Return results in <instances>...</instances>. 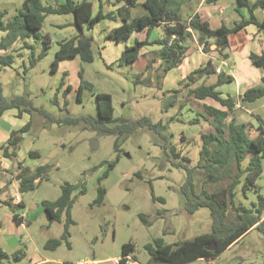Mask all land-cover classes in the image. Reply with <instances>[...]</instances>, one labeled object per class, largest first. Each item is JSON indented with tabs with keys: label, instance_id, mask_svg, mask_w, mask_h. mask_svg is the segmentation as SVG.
<instances>
[{
	"label": "rangeland",
	"instance_id": "obj_1",
	"mask_svg": "<svg viewBox=\"0 0 264 264\" xmlns=\"http://www.w3.org/2000/svg\"><path fill=\"white\" fill-rule=\"evenodd\" d=\"M254 1V0H250ZM190 3V2H189ZM198 1H191L190 7L182 8V17L192 12ZM228 3L229 6L238 7L237 10L224 12V21L230 25L234 20H239L242 16H247L246 7L238 6L235 0H217L212 2V6ZM22 0H0V10H6L3 20H10L20 7ZM211 5H205L203 9H208L212 14ZM139 5L135 6L132 15L136 16ZM262 9H258L257 15L260 16ZM214 17V16H213ZM72 21L71 14H48L39 32L48 34L51 41L45 49V55L30 66V61L38 57L42 50V41L33 36L25 38L28 47L24 46V41L13 43V50L8 52L14 54V62L11 66L0 70V84L2 94L6 98L14 95H26L31 99L34 106H42L49 113L62 116L68 114L70 117L80 115H93L97 117L96 92L109 93L112 97L114 114L113 119L107 125L122 123L140 116H149L152 121L162 120L166 122L170 116H177L178 119L168 124L167 133L170 136L167 147H163V141L152 130L143 127L137 128L125 138L118 140V151L114 149L115 134H101L96 130L85 125L83 121L72 124H56L44 126V117L33 116V123L29 133L21 142L20 151L24 149H36L39 156L30 158L25 154V161L31 168L37 164H49L50 168L42 173L36 180V185L32 190L18 192L20 197L27 201L25 207H16L15 210H26L28 222L26 235L30 238L31 249H36L44 254L50 255L54 259L73 264L79 259H104L100 264H113L114 257L121 253V247L126 242H132L134 249L130 253L139 264H146L150 255L145 248L147 243H153L154 239L162 237L164 243H177L184 239L192 238L195 235L208 232L211 226L209 209L206 207L198 208L193 214H188L184 209V199L179 191V187L185 180L186 171L182 167L174 166L173 163L181 161L180 154L186 153L191 159L190 163L195 164L198 158L199 141L198 132L207 127V123L189 124L187 120L196 115L190 109L203 110L183 88L173 99L174 104L165 110V103L170 101V93L165 94L157 89L147 90L146 88L136 89L133 80L148 63L145 56H140L138 60L131 63L119 64L117 62L106 65L105 62L112 56L111 53L100 55L101 40L98 38V26L90 30L93 36L92 50L93 60L83 61L79 57H71L58 60L59 64L67 71L65 81L72 88L66 94L67 111L59 110L58 106L52 102L55 89L58 86L62 72L52 71L51 65L54 60L55 51L58 48L57 42L62 39H69L76 31L71 25L55 26L51 23H61ZM210 21V20H209ZM139 33V32H138ZM240 33L230 36L231 47L237 45L236 51L242 53V48L238 45L241 38ZM109 41V40H108ZM194 43L188 47L186 57L188 60L181 64L184 73L191 67L205 63L209 56L216 57L214 61L219 64L218 54L213 52L198 51V42L193 37L187 43ZM133 43V42H132ZM152 49H160V45L152 46ZM196 47V49H195ZM111 51L117 48L112 44ZM195 49V50H194ZM109 51V48H108ZM2 52V51H1ZM206 54V55H205ZM113 57V56H112ZM103 58L105 62L103 61ZM249 66L255 70L264 71L252 65L247 58ZM189 64V68H188ZM154 71L149 69V81L144 84L155 85ZM79 73L82 78L92 84V88L85 87L79 98L77 89L80 83ZM247 75V74H243ZM213 76V75H211ZM179 80L175 89L181 87ZM207 79V78H206ZM214 80V77L207 79V82ZM199 79L194 84H198ZM193 84V85H194ZM222 95L230 92L235 97L241 92L238 85L226 83L219 88ZM59 95L62 105L63 99ZM172 100V99H171ZM264 100V96L254 103L236 106V110L231 113L239 122L247 124V133L254 138L258 135V123L254 114L264 117V107L252 110L257 103ZM185 102V107L177 115L178 104ZM208 105L219 106L213 100L202 101ZM238 103V102H237ZM15 111V110H14ZM29 119L28 114H24L22 121ZM181 134L192 136L193 142L186 143L180 140ZM194 138L196 140H194ZM97 142L96 148H91L90 142ZM171 146L175 155L172 154ZM26 151V150H25ZM167 151V154L166 152ZM117 158V159H116ZM106 177L99 184L103 188L104 199L100 205L92 204L97 195L98 178L107 169L108 164L115 160ZM246 161H244L245 163ZM264 165V158H263ZM227 174L222 175V179L214 183H205V174L202 169L197 168L194 173L196 190L199 191L204 186L208 191L226 185L230 181L233 168H226ZM65 181L70 183L84 182L85 191L79 193L80 187L73 191L74 202L71 209L73 224L70 225L69 242L67 246L64 241L54 249L44 248V243L49 238L59 237L65 214L61 216V221L49 222L47 215L41 204L42 200L56 199L61 192V184ZM261 186L260 193H264V172L258 179ZM204 183V185H203ZM13 187H9V193H13ZM244 197L237 188L236 200L250 206L256 200V192L249 191ZM152 195L158 197L153 200ZM164 201H161V199ZM15 202V201H14ZM17 203V202H16ZM139 214H144L148 222H143ZM8 219H4V227L8 229ZM16 234L17 243L22 249L24 245L20 240L24 237ZM107 257H111L107 259ZM9 264H25L27 258L9 259ZM152 264H159L151 262ZM185 264H264V234L257 229H252L239 242L229 246L223 254L211 261L197 259Z\"/></svg>",
	"mask_w": 264,
	"mask_h": 264
},
{
	"label": "trees",
	"instance_id": "obj_2",
	"mask_svg": "<svg viewBox=\"0 0 264 264\" xmlns=\"http://www.w3.org/2000/svg\"><path fill=\"white\" fill-rule=\"evenodd\" d=\"M122 4L115 10L104 12L101 7L93 14L92 1L80 0H64L63 3L53 5H45L41 0H22V4L16 10L15 15L10 20H3L6 10H0V31L4 35L0 38V50H6L12 43L17 40H23L33 36L42 41V50L38 57H34L30 61L33 66L39 58L45 55V49L48 47L51 39L48 34L39 32L45 16L48 14H72L73 25L77 32L69 39L58 41V48L55 51L54 60L52 61L51 70L56 71L58 60L61 58L79 57L83 61L93 60L92 37L85 36L82 32L84 24L92 27L96 22L108 18L115 20L120 18L122 23L109 30L106 34L107 39L115 41L126 40L134 31L144 28L149 32L154 26L163 24L165 35L161 38L148 40H137L131 45L125 46L120 56L116 60L117 63H131L138 58L139 50L146 45L158 44L160 49L157 53L159 63L155 74V84L157 87L161 83L166 73L173 67L178 66L187 51V41L195 37L196 41L202 45L205 52H216L220 58H227L228 54L223 52L230 44V36L240 33L248 24H253L259 31L264 33V16L260 20L254 14V9L260 7L264 10V0H235L238 6L247 8L248 16L235 20L231 25L222 23L218 27L212 28L208 20L202 18L198 13H188L186 18L182 17V8L185 3L190 0H141L143 7L147 10L146 14L132 17L130 8L139 0H122ZM217 0H204L206 3L216 2ZM241 34V33H240ZM215 48L211 51L210 46ZM248 59L252 65L264 68V51L255 53L250 51ZM14 62V54L6 52L0 54V70L4 67L11 66ZM148 64L145 70L139 72L134 77L133 83H146L149 81ZM215 64L211 58H208L204 64L192 69L188 72L181 82V87L162 91L170 93V101L165 103V110L168 106L174 104L173 99L177 97V93L182 90V86L187 93L194 98L204 109H188L196 113L195 116L187 120L189 124L199 122L207 123L206 128H202L198 132V158L195 164L190 163V157L186 154H180L181 161L174 162L173 165L182 167L186 171L185 180L179 187V191L184 199V209L188 214H193L198 208L206 207L209 209L211 217L210 230L205 233L195 235L192 238L184 239L177 243H164L162 237L154 239L153 243L145 245L150 255V259L146 264L151 262H159L163 264H183L199 257H215L224 251L232 243H236L249 230L257 229L264 234V193H260L261 186L258 179L264 171V118L259 115L256 119L259 121V133L252 138L247 133V124L237 121L231 113L236 108L235 103L239 106L252 103L264 96V77L258 85L250 86L239 94L238 100L231 94L221 95V91L216 87L220 84L231 82L233 77L223 71L216 74ZM216 74L213 82H207L211 75ZM64 75L58 86L52 102L56 104L59 110L68 113L66 105L67 100L65 94L71 89L68 84L65 87ZM80 83L77 89V98L85 87L92 88V84L82 78L79 73ZM207 78V79H206ZM201 79L198 84H194ZM194 84V85H193ZM63 87V89H62ZM160 90V88H158ZM63 99L60 105L59 95ZM60 98V99H61ZM205 99H211L219 104L218 107L203 103ZM97 117L93 115H80L70 117L68 114L56 116L46 111L42 106H34L31 99L26 95H14L6 98L2 94V86L0 84V116L10 108H15L18 114L23 112L29 115L28 121L21 127L14 129L7 140L0 146L2 156L15 160L16 178L19 181L18 189L20 192L32 190L36 185V179L40 178L42 173L46 172L49 164L38 165L33 169L22 166L21 161L16 160L17 151L20 148L24 136L30 132L33 116L40 115L44 117V126L52 123L56 124H72L83 121L85 125L96 130L101 134H115L117 136L114 141V149L118 151V140L120 137H126L137 128L146 127L152 130L163 141V147H167L170 139L166 132L168 124L177 120V116H170L166 122L162 120L152 121L149 116L143 115L136 119L124 121L122 123L107 125V122L113 119L114 107L112 97L109 93L96 92ZM185 102L178 104V113L185 107ZM181 141L192 143V136L181 134ZM194 140H196L194 138ZM172 154L175 155L171 146ZM167 154V151H165ZM28 155L32 158L39 156V152L29 150ZM117 159V158H116ZM115 160L108 164L107 169L98 178L97 195L92 204L100 205L103 203V188L99 182L107 176L109 170L113 168ZM244 161H246L244 163ZM197 168L203 170L205 174V183H214L222 179V175L227 174L226 168H233L230 181L226 185L214 188L208 191L204 186L199 191L196 190L194 182V173ZM204 185V183H203ZM79 189V193L85 191L84 182L70 183L65 181L61 184V192L56 199H45L41 201L43 209L47 215L48 221H61L64 213L62 232L59 237L49 238L44 243V248L49 250L56 249L62 241L70 246V225L73 224L71 217V209L74 202L73 191ZM237 188L242 192L243 196H247V192H256V200L250 203V206L237 202ZM1 194V191H0ZM152 199H158L152 195ZM161 201L164 199L160 198ZM0 203L10 206L11 203L7 199H1ZM23 203L18 202L13 208L22 207ZM143 222H148L144 214H139ZM13 218L19 222L20 220L13 214ZM214 243L215 247H208ZM134 249L132 242H126L121 247L120 257L117 264H127L128 257ZM19 251L7 254L0 248V264L3 259L8 257L19 258ZM134 260L135 258L132 257Z\"/></svg>",
	"mask_w": 264,
	"mask_h": 264
},
{
	"label": "crops",
	"instance_id": "obj_3",
	"mask_svg": "<svg viewBox=\"0 0 264 264\" xmlns=\"http://www.w3.org/2000/svg\"><path fill=\"white\" fill-rule=\"evenodd\" d=\"M41 1L45 5H53V6H56L57 4H61L64 2V0H41ZM75 1L78 2L80 0H75ZM90 1H92V13L93 14L98 10L99 7H101L104 12L115 10L123 2L122 0H90ZM191 1H193V0H190L189 1L190 3L189 2L185 3L183 5V7H190ZM197 1H198V3L196 5V7H194L195 9L192 11V13H194V12L198 13L202 18L208 20V22L212 28L218 27L222 23H226L224 21V18H223L224 12H228L229 10H234V11L239 10L238 7L229 6L228 3L222 4V5H217V6H212L211 3H206V2H204V0H197ZM250 2H253V1H250ZM137 5H139L140 10H138L136 16H133L132 11L135 8V6H137ZM205 5H211L210 7L212 9V14L208 11L207 8L203 9V7H205ZM258 9H261V8L258 7L256 9H254L255 15H257ZM130 13H131L132 17H137L140 15L146 14L147 10L143 7L141 0H139L134 6H132L130 8ZM247 16H242V17H247ZM263 16H264V10L261 12L259 17L258 16H256V17L261 20L263 18ZM72 17H73V15H72ZM102 20H105V21L102 22L101 26L98 29V34H99L98 38L101 40L100 55L105 56V54H107L108 52L111 53V55L113 57L111 56L107 62H105V60L103 58V61L108 66H110V64L115 63L116 60L118 59V57L120 56L121 52L125 48V46L133 44L132 42H134L135 39L144 40L145 38L148 37V40H153L156 38H161L165 35L163 24H159V25L154 26L152 29H150L149 32L147 31L146 28H144L142 30L134 31L126 40L118 42L115 40L107 39L106 34L109 32L110 29H112L116 26H119L122 23V20L120 18H116L115 20L104 18ZM102 20H100V21H102ZM100 21L96 22L92 27H88L87 24H84L83 28H82L83 34L85 36H90L93 39V36L90 35V30L93 29L96 24H97L96 26H98ZM51 24H53L55 26H64L66 24L74 26L73 20L72 21L69 20L67 22H61V23L54 22ZM76 32H77V29L72 36H74L76 34ZM240 33L242 36L239 39L240 41H238L237 43L242 48L241 54H238V52L236 51V47H238L237 45L236 46L233 45V47H231V41H230L229 47L223 51V52L228 54L227 58L223 59V58H220L218 56L219 58H218L217 62H219V64L214 61V59L216 57L209 56V58L212 59V62L215 64L216 69H219L218 71H216V74H218V72H220V71H223L226 74L231 75L233 77V80L231 82H226V83H232V84L238 85L241 88V92H242L250 86L258 85L261 82V78L264 77V71L255 70L254 68H251L249 66L250 64L247 61L248 54L250 51H253L255 53H261L262 51H264V33L262 31H259L256 28V26L253 24L246 25L244 27V30ZM3 35H4V32L0 31V38ZM25 40L26 39L17 40V41H24L23 45L28 47V43H26ZM112 44L117 48V50H115V52L111 51L110 47ZM191 44H194V43H192V42L189 44L187 43V46L189 47ZM155 45L156 44L146 45V46H143L139 50V55H138V58L136 60H138L141 55L145 56L148 59V63L143 68V70H145V68L147 67L148 64L151 65L150 68L153 71L157 68V65L159 63V59L157 58V53L159 50L158 49H152L153 48L152 46H155ZM210 47L215 48L214 45H211ZM108 48H109V51H108ZM8 49H10V50L14 49L13 43L6 50H0V54L8 52L7 51ZM195 49H196V47H195ZM197 49H198V51L202 52L203 51L202 45L198 44ZM187 50H188V48H187ZM203 52H205V51H203ZM186 53H187V51H186ZM186 53H185V57L183 58L182 62L178 66L171 68L166 73V75L163 77V79H162V81L158 87L156 84L153 85V84H149V83H147V84L136 83V84H134V85H136V89H139V91H140V88H142V89L146 88L147 90H154L155 91L157 89V91H158L159 90L158 88H160L161 91H167L170 88L175 87L177 82L179 80H181L182 78H184L185 75L192 70L190 67V69L187 73H184V71H182L183 69L181 68V64L183 62H186L188 60L187 58L189 56L188 55L186 57ZM67 58H69V57H67ZM61 59H65V58H61ZM61 59H59V60H61ZM136 60H134L133 62H135ZM59 63H58L56 70L58 71L59 69H61V71H63L62 76H63V74H65L64 75V81H65L67 71L64 70V67H62ZM198 66L199 65H197L196 67H198ZM196 67H194V68H196ZM188 68H189V64H188ZM259 68H263V67H258L257 69H259ZM143 70H141V71H143ZM216 74L211 76V77H214V80L216 78ZM243 74H247V75H243ZM214 80H212L210 82H213ZM226 83L218 85L216 87V89L219 90V88L222 87ZM66 85H68L67 80L65 81V84L63 87H65ZM63 87H62V89H63ZM157 91H155V92H157ZM227 94H231V93L228 92L225 94V96ZM239 94L236 97L233 94H231V95L234 96L236 98V100H238ZM221 95H222V92H221ZM205 100H207V99H205ZM254 102H252V103H254ZM246 106L248 107V104ZM241 107H242V105H241ZM262 107H264V100L259 101L257 103V106L255 108H251V109L252 110L262 109ZM236 109L237 108H235L234 111ZM24 114H27V113L23 112L22 114L19 115L17 109H15V108L7 109L2 113V115L0 116V146L7 140V138L10 136L11 132L14 129L21 127L23 124H25L28 121V120L22 121ZM257 115L264 118L260 114H254V117L256 118ZM257 122H259V121L257 120ZM24 140H25V138L23 139V141ZM29 150L37 151L36 149L28 148V149H24V153H22L20 151V148H19V150L17 151L16 160L21 161L22 166H26V167H29L30 169H33L29 166L28 162L25 161V154L28 155ZM28 157H30V156L28 155ZM30 158H32V157H30ZM38 165H42V164H37L34 166V168ZM262 175H263V173L261 174V176ZM36 180H38V179H36ZM18 185H19V181L16 178L15 160H12L10 158H6V157L2 156V154L0 152V191H1L0 198L2 200L7 199L11 203L10 206L0 203V248L9 255L14 253V252L19 251L20 252L19 258H27V262L25 264H68V263L61 261L60 259H54L50 255L40 252L39 249L38 250H36V249L32 250L30 247V244L28 246L27 241L30 242V238H28L27 236H24V235H26L27 224H28V222H30L27 219L28 213L26 210H15L13 208V206L16 205L17 203L14 202L12 196L15 193H17V191L19 192ZM10 186L13 187V191H14L11 194L9 193V187ZM20 198H21V200L19 202H22L23 207H25V209H27V206H28L27 201L24 199V197H20ZM13 214H16V216L20 220L19 222H17L13 218ZM5 218L8 219L7 221H9L8 222V229H5V227H4V222H5L4 219ZM251 230H249V231H251ZM18 233H20V234H22V236H24L20 240V243H22L24 245L23 249L21 247H19V241H18V243L16 242L17 241L16 234H18ZM246 234L241 239H243L246 236ZM241 239H239L237 242H239ZM233 244H235V243H232L231 245H233ZM231 245H229V246H231ZM221 254H223V251L219 255H221ZM219 255H217V256H219ZM217 256H215V257H199L198 259H205L207 261H211V260L215 259ZM119 257H120V255L117 257H114L113 264H117V260L119 259ZM127 257L129 260L127 264H139L136 262V260H134L131 257V254L127 255ZM10 258H13V257H8V258L3 259V261H2L3 264H9ZM110 258L111 257H107V259H110ZM13 259L16 260V258H13ZM103 260L104 259H79L75 263L82 262L83 264H100V263H103V262H101ZM195 260H197V259H195ZM189 262H191V261H189ZM75 263H73V264H75ZM157 263H159V262H157ZM159 264H163V263H159ZM183 264H185V263H183Z\"/></svg>",
	"mask_w": 264,
	"mask_h": 264
},
{
	"label": "built area",
	"instance_id": "obj_4",
	"mask_svg": "<svg viewBox=\"0 0 264 264\" xmlns=\"http://www.w3.org/2000/svg\"><path fill=\"white\" fill-rule=\"evenodd\" d=\"M216 70L218 71L219 69H216ZM235 105H236V106H239V103H235ZM12 198H13V200H14L15 202H17V203L21 200V198H20V196H19L18 193H15V194L12 196ZM75 264H83V263L80 262V263H75Z\"/></svg>",
	"mask_w": 264,
	"mask_h": 264
},
{
	"label": "water",
	"instance_id": "obj_5",
	"mask_svg": "<svg viewBox=\"0 0 264 264\" xmlns=\"http://www.w3.org/2000/svg\"><path fill=\"white\" fill-rule=\"evenodd\" d=\"M90 146H91V148H96L97 147V142L95 141V140H92L91 142H90ZM215 247V244L214 243H212L208 248L209 249H213Z\"/></svg>",
	"mask_w": 264,
	"mask_h": 264
}]
</instances>
